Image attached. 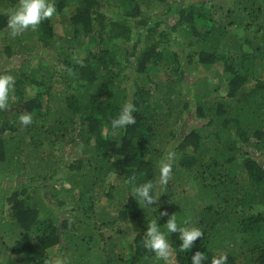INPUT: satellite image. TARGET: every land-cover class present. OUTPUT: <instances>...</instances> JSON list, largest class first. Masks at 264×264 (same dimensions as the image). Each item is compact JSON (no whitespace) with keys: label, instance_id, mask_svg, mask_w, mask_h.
<instances>
[{"label":"trees","instance_id":"trees-1","mask_svg":"<svg viewBox=\"0 0 264 264\" xmlns=\"http://www.w3.org/2000/svg\"><path fill=\"white\" fill-rule=\"evenodd\" d=\"M54 2L51 19L13 38L7 20L18 0H0L9 64L0 73L15 77L8 110H0V264L57 256L68 264H165L144 247V234L151 220L167 234L173 214L204 235L181 252L179 233L167 234L172 264H191L197 251L203 264L219 254L227 264H264V168L249 151L264 156V0L183 7L170 32L158 30L167 20L156 5L140 0ZM133 20L147 35L129 47ZM192 66L222 74L191 80ZM128 101L136 123L113 132ZM25 112L33 116L27 127L18 120ZM189 117L197 123L185 132ZM169 150L175 162L163 194L151 206L138 203L129 176L157 180ZM2 180L18 188L5 194ZM129 220L133 232L122 225Z\"/></svg>","mask_w":264,"mask_h":264},{"label":"clouds","instance_id":"clouds-1","mask_svg":"<svg viewBox=\"0 0 264 264\" xmlns=\"http://www.w3.org/2000/svg\"><path fill=\"white\" fill-rule=\"evenodd\" d=\"M56 10L54 0H18V6L8 13L7 30L13 38L29 29L36 31L42 21L51 19L54 16ZM77 62L82 64L80 60H77ZM67 71L69 75H72L71 69H67ZM14 87L15 77L7 72L0 73V110H8L10 93L14 90ZM136 111V106L132 101L124 103L118 115L111 120L113 132L134 125L136 123L134 116ZM18 120L23 126L27 127L32 124L33 116L31 113L25 112L20 114ZM174 162L175 152L169 150L159 162L157 180H147L144 183L137 184L135 174L129 176L128 183L132 185L131 196L135 197L138 203L145 206L156 203L163 194L158 189H163L171 179ZM168 215L166 211L160 213V216ZM164 227L167 234L179 233V240L182 241L179 247L181 252L190 250L194 243L204 235L198 227L179 226L175 214L169 216ZM167 234L161 230V226L156 220H151L148 223L143 241L144 247L155 253L157 259L165 261V264H169L172 256V246L169 243ZM205 259L203 252L197 251L191 256V264H203ZM227 259L226 254H219L212 257L211 264H227ZM45 264H68V261L64 257L57 256L46 260Z\"/></svg>","mask_w":264,"mask_h":264},{"label":"rangeland","instance_id":"rangeland-1","mask_svg":"<svg viewBox=\"0 0 264 264\" xmlns=\"http://www.w3.org/2000/svg\"><path fill=\"white\" fill-rule=\"evenodd\" d=\"M140 1H142V5L144 6V8H148V6L146 5L147 3L150 4L151 9H153L156 5V7L154 9L157 10V13H155V15L156 14L157 15L162 14V16L165 15L166 16L165 20H167V23H163V24L159 25L158 30L159 31L167 30L169 32L171 29H166V28H171L172 25H174V23L176 21L177 14L180 11V9L183 7H190V6H194V5H199L201 2H207V6H211V7L216 6V5H220V4L228 7V5H230L232 3V0H166L165 3H162V5L159 7L157 2L154 4L153 1H151V2L148 0H140ZM226 9L227 8H225V10ZM69 13H70V11H69V8L67 7L65 9V13H63V15L58 14V15H60L59 19H57V22H56V33H57L58 38L63 37V27L58 22L63 18V16H66ZM152 14H154V11L152 12ZM232 31L239 34L240 36L244 35V29L235 28ZM146 35H147L146 27L145 26L137 27L135 20H133L132 21L131 40L129 41L128 46L132 47L137 42L141 46L146 41ZM171 35L175 39H177V34L174 31L171 33ZM33 43H35V42L33 41ZM179 43L182 44L180 41H179ZM180 47H181L180 50L183 51L184 55L186 56L187 51H185L184 49H186L187 47H185V45H180ZM40 53H41V56L44 54V52H39V54ZM44 55L48 59L50 58V55H47V53ZM33 56L35 57L36 54H34ZM6 60H7L6 56L3 53H1V51H0V68H1V65H4L5 67H7L9 65V64H7V62H5ZM34 61H35L34 64H36L38 62V60H34ZM19 62H20V60L12 58V65H13V63L15 65L19 64ZM208 74H209V72H206V69H204V68L197 69L194 66H192V67H190V70H189V75L191 77V80H194L195 78H198V77L201 78V77L208 75ZM218 74H222L221 67L219 68V70H217V73L209 74V75H210V78H216ZM223 79H224V81L221 85L222 92L219 93L220 96H226L227 95V93H226L227 81L225 78H223ZM129 83L131 84V81ZM195 123H197L196 120H193L192 118L189 117V121L183 122L181 128L183 131L186 132V130H190L195 125ZM172 126L174 128L178 127V125L176 123H175V125L172 124ZM249 151L253 154L254 158L256 160H258L259 163L261 164V166L264 168V156L259 155V151L256 150L255 148L250 147ZM74 156L75 155L73 153H70V154L67 153L66 154V157L70 158V159H73ZM9 174H10V172H8L6 176H9ZM1 184H3L1 189L5 194L11 193L16 188H18V184L16 181L2 180ZM122 225L124 227L128 226L131 229L130 232H133L134 229L131 226L134 227V225H133V222L131 220L123 222ZM113 232H114V230H111L108 234H112ZM128 235L131 236V233H129ZM121 244H126V243L123 241ZM48 252L52 257H54V255H58V249L57 248L52 249ZM171 262H172V259L170 258L169 264H172Z\"/></svg>","mask_w":264,"mask_h":264}]
</instances>
